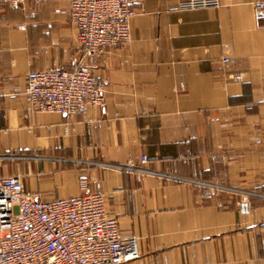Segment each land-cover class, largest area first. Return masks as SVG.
I'll return each instance as SVG.
<instances>
[{
	"label": "crops",
	"instance_id": "crops-1",
	"mask_svg": "<svg viewBox=\"0 0 264 264\" xmlns=\"http://www.w3.org/2000/svg\"><path fill=\"white\" fill-rule=\"evenodd\" d=\"M257 1L186 10L138 0L129 41L99 57L84 56L71 0L0 3L2 173L21 175L42 199L80 195L99 180L121 233L137 238L139 257L123 264H264V197L251 196L245 214L240 194L96 164L264 195ZM56 67L92 70L105 82V105L74 115L33 109L27 73Z\"/></svg>",
	"mask_w": 264,
	"mask_h": 264
},
{
	"label": "built area",
	"instance_id": "built-area-1",
	"mask_svg": "<svg viewBox=\"0 0 264 264\" xmlns=\"http://www.w3.org/2000/svg\"><path fill=\"white\" fill-rule=\"evenodd\" d=\"M27 1L0 0V3L22 9ZM32 1L44 5L51 0ZM137 1L71 0L70 20L84 56L99 57L108 48L129 41ZM177 3L180 9L188 10L219 7L221 0H177ZM254 6L257 18L264 19V0ZM228 60L223 58L224 62ZM25 94L33 109L66 115L86 112L90 105L102 107L106 101L105 82L86 67L31 70L26 76ZM2 158L0 264H123L139 257L137 238L121 233L118 217L107 209L106 193L99 180H94L93 187L80 195L42 199L25 191L21 175L2 173ZM141 160L146 162L147 155H142ZM96 164L240 194L239 210L245 214L250 212L251 196L264 197L253 191L185 179L142 165Z\"/></svg>",
	"mask_w": 264,
	"mask_h": 264
}]
</instances>
